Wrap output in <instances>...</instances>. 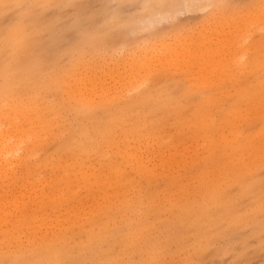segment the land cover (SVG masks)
<instances>
[{
  "label": "rangeland",
  "instance_id": "rangeland-1",
  "mask_svg": "<svg viewBox=\"0 0 264 264\" xmlns=\"http://www.w3.org/2000/svg\"><path fill=\"white\" fill-rule=\"evenodd\" d=\"M263 37L264 0H0V264H264V97L242 150L180 123Z\"/></svg>",
  "mask_w": 264,
  "mask_h": 264
},
{
  "label": "bare ground",
  "instance_id": "bare-ground-1",
  "mask_svg": "<svg viewBox=\"0 0 264 264\" xmlns=\"http://www.w3.org/2000/svg\"><path fill=\"white\" fill-rule=\"evenodd\" d=\"M258 16H259L258 14H254L252 16L251 15L249 16L248 19L251 21L250 22L251 25L252 24H256V20H258ZM259 43H261V45H264V37L260 40ZM263 62L264 61H263L262 54L259 53V51L256 49V53L253 56V59L251 60L250 63H246L244 65L239 64L237 66L239 68L241 67V69H244V71H239V72H241V73L244 72L245 73L244 76L239 77V79L237 80L238 88H235V92L233 94H230V96H227V97L224 96V97L220 98L221 101H224L226 103V106H228V108L220 109L219 111L216 112L214 109L215 108L219 109V108L215 107V103H217V101L215 99V96L213 94L212 95L208 94L205 97L204 105H202V104L197 105L194 108V110L191 111V113L189 114L190 115L189 117H184V118L180 119V123L182 124V126H188V128L193 130V131H200L201 129H211L212 131L220 132L221 131L220 129L222 128V126L229 125V124L237 122L238 123L237 127L238 126H240V127H239V129H237V134L235 136V138L237 139L236 143H235L236 144L235 146L237 147V149L239 148V149L242 150V147L244 145H250V141L253 140V139H252V137L247 136V135L243 137L241 135V132H242L241 127L242 126H244L245 128L250 127L251 122L248 121L247 119L244 120L242 118L240 109L242 107V104H244V103H246V104L248 103V104H250L249 106L256 107V104H258L259 102H261L263 100V97H264V63ZM207 87H209V86H207ZM212 87L213 86H210L209 88L211 89ZM219 88H222V85L219 86ZM221 95H224V93H222ZM79 97H80L79 98L80 102H78L79 106L80 105L82 106V105H85V104H86L85 106H87L88 104H90L91 101H89L88 97H83L81 95ZM106 101H107V98L103 97V99H101L100 103H105ZM88 107H90V106H88ZM251 109H253V108H251ZM85 111H87V110H85ZM182 113H183V111H182ZM36 115H37L38 119L40 118V123L42 122L43 126L45 127L47 122L45 121L46 122L45 123L44 120H42V117L39 114L36 113ZM181 115H183V114H181ZM256 116L257 115H255V117ZM263 134H264V127L259 129V133L257 135H259V136L262 135L263 136ZM224 144H225V148H227V147L229 148L231 143L230 142H224ZM124 161H125V158L122 159V162H124ZM126 161H127V159H126ZM129 161H130V159H129ZM133 161H135V160H133ZM113 170H114V168H113ZM232 170L233 169H231V170L230 169L223 170L221 172V176L222 177H227L229 180L231 179L232 181H236L237 182L240 179V176L237 175L236 173H232L233 172ZM123 171L124 170H122L121 168H117V170H115L114 173H112L111 176L108 178L110 183L118 186V185L122 184L123 182H125L126 181V177H125ZM136 172L138 173L139 178L141 179L140 182L144 178L148 179L147 177H149V176H150V178H153V179L155 178V175L152 174L153 172L144 171L143 168H140V167H138ZM65 174H68V171L66 169H65ZM199 177H200V175H199ZM200 178H202V177H200ZM204 179H205V177H204ZM151 181H152V179H151ZM201 183H202V185L200 184L201 185L200 189L202 191L201 193L206 198V201L209 200V203H207L209 205H205V206H212L213 204H215V202H218V200L220 199V198L215 197L216 191H217V186L215 184H213L212 181H208V183H207V181H203ZM181 191L183 192V190H181ZM184 201L185 200H183L181 198L178 201L179 203L176 202L174 205H170V206H187V205L182 204ZM219 202H221V201H219ZM221 204H223V203L221 202ZM151 205H153V204H151ZM105 206H110V205L106 204ZM105 214H107V213H105ZM13 238H15V237H13ZM15 242H17V241H15ZM41 246L43 247V245H41ZM30 247H32V246H30ZM38 248H39V246H38ZM31 249H34V248H31ZM45 249H47V247ZM44 251L42 253H44ZM51 253H52V251H49L47 249V252L45 251V253H44L45 255H43V256L48 258V256L51 255ZM35 254H37V253H35ZM57 258H58V256H57Z\"/></svg>",
  "mask_w": 264,
  "mask_h": 264
}]
</instances>
